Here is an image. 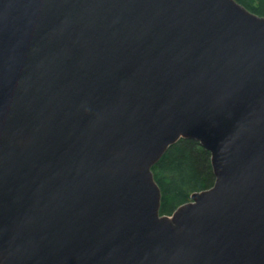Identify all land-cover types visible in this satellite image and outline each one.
<instances>
[{"label": "water", "instance_id": "1", "mask_svg": "<svg viewBox=\"0 0 264 264\" xmlns=\"http://www.w3.org/2000/svg\"><path fill=\"white\" fill-rule=\"evenodd\" d=\"M182 138L215 182L162 215ZM0 264H264V16L0 0Z\"/></svg>", "mask_w": 264, "mask_h": 264}, {"label": "trees", "instance_id": "2", "mask_svg": "<svg viewBox=\"0 0 264 264\" xmlns=\"http://www.w3.org/2000/svg\"><path fill=\"white\" fill-rule=\"evenodd\" d=\"M238 1L252 12L264 16V0ZM258 4L262 10L256 8ZM152 170L162 192V215L172 214L190 200L193 192L209 189L215 182L211 152L194 139L182 138L170 146Z\"/></svg>", "mask_w": 264, "mask_h": 264}, {"label": "rangeland", "instance_id": "3", "mask_svg": "<svg viewBox=\"0 0 264 264\" xmlns=\"http://www.w3.org/2000/svg\"><path fill=\"white\" fill-rule=\"evenodd\" d=\"M260 7H261V5H259V4L256 6L257 9H261ZM261 10H262V9H261Z\"/></svg>", "mask_w": 264, "mask_h": 264}]
</instances>
